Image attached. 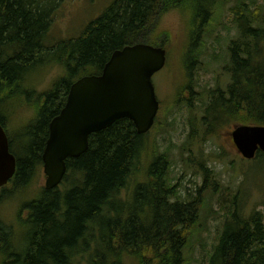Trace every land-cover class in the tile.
I'll return each mask as SVG.
<instances>
[{"label": "trees", "instance_id": "1", "mask_svg": "<svg viewBox=\"0 0 264 264\" xmlns=\"http://www.w3.org/2000/svg\"><path fill=\"white\" fill-rule=\"evenodd\" d=\"M62 1L0 0V123L5 129L13 105L34 100L37 92L28 78L55 62L65 70L48 92L39 94L43 97L36 100L37 117L15 142L9 137L17 159L10 182L17 188L28 187L43 167L49 123L66 103L74 81L101 73L112 53L126 45L165 47L157 20L170 9L189 12L193 38H199L215 9L228 0H113L79 37L53 43L49 30ZM230 13L236 30L225 66L230 81L206 98L203 121L207 126L229 115L235 120L241 112L248 117L244 124L264 125V0H242L231 6ZM143 136L127 118L90 135L88 151L67 160L63 183L53 190L44 187L27 204L28 229L22 239L15 243L12 231L0 220L3 264H73L86 255L89 264H124L127 256L136 264H188L186 248L197 223L201 193L181 199L164 175L167 161L161 156L131 198L121 196L140 161ZM256 158L264 163V152ZM205 164L204 159L197 163L207 183L212 170ZM208 264H264L262 212L244 216L235 209Z\"/></svg>", "mask_w": 264, "mask_h": 264}, {"label": "rangeland", "instance_id": "2", "mask_svg": "<svg viewBox=\"0 0 264 264\" xmlns=\"http://www.w3.org/2000/svg\"><path fill=\"white\" fill-rule=\"evenodd\" d=\"M240 1L228 0L219 5L196 39L193 38L191 14L186 10L170 9L158 17L159 38L165 40L167 51L166 66L153 76L160 109L155 126L143 136L140 161L121 195L124 200H129L136 186L148 180L151 164L161 156L167 161L164 175L181 199L201 193L202 200L196 209L197 223L186 248L188 264H208L235 209L244 216L259 211L264 218L263 160L244 158L231 136L234 128L244 124L242 121L248 117H242L239 112L235 120L229 115L207 126L203 121L206 98L218 85L225 87L230 81L225 66L229 64V41L236 33L230 9ZM112 2L63 0L53 15L49 40L55 43L79 37ZM194 58L191 67L189 63ZM63 75L64 67L55 62L42 67L32 79L28 78L29 86L37 93L32 102L13 105L7 130L14 142L22 129L37 117V98L41 101V96ZM190 156L192 161L188 162ZM202 159L212 170L207 183L197 165ZM212 179L216 183L215 189ZM45 183L46 175L41 167L28 187L17 188L10 182L0 189V220L12 231L15 243L28 229L26 206L41 193ZM61 190H65V185ZM3 259L4 256H0V264ZM89 262L86 255L75 259L73 264ZM124 264L136 262L127 256Z\"/></svg>", "mask_w": 264, "mask_h": 264}, {"label": "water", "instance_id": "3", "mask_svg": "<svg viewBox=\"0 0 264 264\" xmlns=\"http://www.w3.org/2000/svg\"><path fill=\"white\" fill-rule=\"evenodd\" d=\"M166 62L167 51L162 46L143 42L126 45L112 53L101 74L83 76L72 84L65 106L49 125L42 154L46 190L63 182L69 158H79L88 151L90 135L125 118L134 123L140 135L152 129L160 107L153 76ZM231 136L246 159L264 152L263 124H241ZM16 171L17 159L0 123V188Z\"/></svg>", "mask_w": 264, "mask_h": 264}, {"label": "flooded vegetation", "instance_id": "4", "mask_svg": "<svg viewBox=\"0 0 264 264\" xmlns=\"http://www.w3.org/2000/svg\"><path fill=\"white\" fill-rule=\"evenodd\" d=\"M61 3H62V2H60V4H61ZM101 72H102V71H101ZM99 74H101V73H99ZM99 74H97V75H99ZM92 75H94V74H92ZM80 78H82V77H80ZM80 78H78V79H80ZM78 79H77V80H78ZM77 80H76V81H77ZM76 81H74V82H76ZM74 82H73V83H74ZM73 83H72V84H73ZM72 84H71L70 87H69L68 95H69V91H70V88H71ZM67 98H68V96H67ZM66 101H67V100H66ZM65 104H66V103H65ZM65 104H64V106H65ZM64 106H63V107H64ZM159 109H160V107H159ZM60 111H61V110H60ZM59 113H60V112H59ZM59 113H58V114H59ZM58 114H57V115H58ZM57 115H56V116H57ZM157 116H158V115H157ZM156 121H157V117H156L155 123H156ZM49 125H50V123H49ZM154 126H155V124H154ZM154 126H153V127H154ZM3 127H4V126H3ZM153 127H152V128H153ZM4 129H5V127H4ZM5 131H6V133L8 134V136L10 137V135H9V133H8V130L5 129ZM49 133H50V132H49ZM48 137H49V134H48ZM63 181H64V180H63ZM62 183H63V182H62ZM62 183H61V184H62ZM61 184H60V185H61ZM60 185H59V186H60ZM59 186H58V187H59Z\"/></svg>", "mask_w": 264, "mask_h": 264}, {"label": "bare ground", "instance_id": "5", "mask_svg": "<svg viewBox=\"0 0 264 264\" xmlns=\"http://www.w3.org/2000/svg\"><path fill=\"white\" fill-rule=\"evenodd\" d=\"M203 250V249H202Z\"/></svg>", "mask_w": 264, "mask_h": 264}]
</instances>
